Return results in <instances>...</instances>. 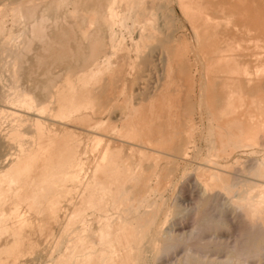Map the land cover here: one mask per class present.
<instances>
[{
	"label": "bare ground",
	"instance_id": "bare-ground-1",
	"mask_svg": "<svg viewBox=\"0 0 264 264\" xmlns=\"http://www.w3.org/2000/svg\"><path fill=\"white\" fill-rule=\"evenodd\" d=\"M212 1L0 0V62L10 60L0 84V114L10 116L0 125V264H25L48 238L43 264H144L137 212L194 149L195 116L207 114L208 156L223 167L260 144L262 84L242 70L258 36L241 12ZM37 44L39 79L24 67ZM241 170L256 181L242 179L234 203L254 236L227 264L264 254V155ZM209 172L196 173L202 196L230 192L234 177ZM163 243L166 254L181 244Z\"/></svg>",
	"mask_w": 264,
	"mask_h": 264
},
{
	"label": "rangeland",
	"instance_id": "rangeland-1",
	"mask_svg": "<svg viewBox=\"0 0 264 264\" xmlns=\"http://www.w3.org/2000/svg\"><path fill=\"white\" fill-rule=\"evenodd\" d=\"M215 2H219L220 4H223L224 7L226 6V8L229 10V12H231L232 9H233L232 13L241 12L240 15L242 14V16H240V19H238L239 24L240 23L246 24V26H247L248 22H249L248 26L250 27V25H251V29H253L256 36H258L256 39L257 41L255 42L256 44L253 45L251 42L250 44L246 45V46H249L251 48H247V51L246 50L245 51L248 53L251 51H254L255 55L254 56L252 55L250 57L249 56L245 57V61H248V63L246 64V66L242 70L243 71L249 70L252 73H254L253 77L256 80H259L261 82L260 84H262V88L264 90V87H263L264 86V0H233V1L232 0H213L212 1V3H215ZM245 8H246V10H244ZM242 10H244V11L242 12ZM245 14H247V15H245ZM177 15L181 19V16H180L178 11H177ZM237 16H238V14H237ZM245 17L247 18V21H246ZM10 23L11 22H9V20L6 21V26L7 27L13 26V29L15 28V30L19 29L20 26L15 25L16 26L15 27L14 24L10 25ZM38 49L40 50V44H37L36 46L34 45L33 51H32L33 53L30 52L31 54H28L27 59H29V60H25L26 64L24 63V67H26V65H28V67H26V68L30 70L31 76L33 78H37V79L41 78V74H40L41 69L35 67V64H34L35 56L37 55V53H39ZM33 55H34V58L32 57ZM254 58L256 59V63H254ZM8 61H10V60L7 58V59L2 60V62H0V78H1L0 84H1V82H3V84H1L3 86H5V83L6 84L8 83V81H6V80H9V78H8L9 72H7V71L9 70L8 68H10V66L8 65L9 67H7V64H6ZM10 65H11V62H10ZM33 69H34V71H33ZM252 69H254V70H252ZM1 76L4 79H2ZM197 77H198V75H197ZM196 82H197V80L194 83V90H193L194 94L198 93L197 89L199 87V81L197 82L198 85L196 84ZM21 83H22V85L26 86V82L24 79H21ZM1 85H0V88L3 87ZM262 88L258 89V91L260 92V98H262L261 100L263 102L264 91L262 90ZM197 95H195L198 98V99L197 98L196 99L200 100V96H197ZM263 107H264V102L262 103L261 108L263 109ZM0 108H3V107H0ZM198 108H200V107H198ZM2 115H3V117H2ZM206 115L207 114L205 112H203L202 114L195 116L197 129H196L195 143L194 144H195V147H197V148L199 147L198 151H197V148L194 147V149H192L188 153V155L186 156L187 158H185L183 161L181 159L177 160L178 163L177 162H175V163H176V165L178 164L177 165L178 168L176 169V172L172 174V178H171L172 181L166 187H162L163 189L149 192V195L146 198L147 201L143 202L142 203L143 205H141L139 207V210L137 212L139 215V216L137 215L138 216L137 219H138V222L140 223V226L138 227V231H139V233L141 232L140 233L141 238L143 236H145L146 234L148 235V236L146 235V238L145 237L143 239L140 238L141 239L140 243L142 244L143 252L145 255V263L144 264H155V263L156 264H186V259H184V258L187 255L188 256L189 255L197 256V257H200V259H203L205 261L206 260H209V261L212 260L214 262L213 264H215V263L216 264H227V262L230 261V259L233 257V255H235V252H236V254L238 253L237 252L238 249L240 251V250H242L243 247H245V244L246 245L248 244V242L245 243L244 241H246V240L248 241V239L250 240V238H252V236H254V235L251 236V234H254V231L249 229L248 224H246L245 220L242 219L243 217H242V215H240L241 214L240 209L234 203V199L237 200L238 199L237 196H240V194L242 193L244 188L247 187L246 182H242V181H244L242 179L249 180L250 182L256 181V179H254L253 175L248 176V174H245L244 171L241 170V168L244 165L249 164V162L251 160L253 162L254 158L260 159L264 155V127H262V125H261V128H260L261 130L259 129L260 130V132H259L260 138L258 137V139H259L260 144H257L256 145L257 147L256 146L254 147L256 150L255 149L251 150L250 147H245L243 149L241 147L238 151L240 153L235 152L232 156H230L226 160V162H227V163H225L226 166L223 167L222 164H223L224 159L222 157L220 158L219 156L218 157L208 156V152H207L208 146H207V143L205 141L207 138V133H206L207 132V126H208V123L210 120H208V117H206ZM0 117H1L0 118V125L3 126V128H5L8 124L10 116L6 115V113L3 112L2 114H0ZM202 120H203V122H202ZM3 123L4 124L6 123V124L4 125ZM205 133H206V135H205ZM203 134H204V136H206V138L203 136ZM194 152H196V153H194ZM89 156H90V154H89ZM237 159H238V161H237ZM211 161L214 162L215 164L214 163L212 164ZM91 165H92V159L88 163V166H91ZM172 165L177 167L176 165H174V163ZM203 165L206 167H203ZM208 165H210V166L208 167ZM215 165L219 166V167L221 165L220 169H219V167H216ZM213 166H215L216 168ZM197 167H203L205 169V170H201V168L198 169L201 171L204 178H208V175L210 173L209 171H216V172H223L224 171L225 174H227L231 177H234V179L232 178L233 179L232 182L233 181L234 182H233V186L230 188V192H229V190L221 189V191H220V189L219 190L215 189V190H210L211 193L209 191V193L207 195L208 197L206 195H204L205 197L202 196V194L199 193L200 192V186L198 183L199 178L196 177V173L198 171ZM224 168H225V170H224ZM214 169H216V170H214ZM240 171L243 173H241ZM234 172H235V174H234ZM251 176H252L253 180H251L252 179ZM219 191H220V193H219ZM217 192H218V194H216ZM215 196H217V197H215ZM204 198H206L205 200L207 203L204 201ZM208 200H209V202H208ZM197 203H199V204H197ZM203 203H206V205ZM215 205H216V207H215ZM195 210H196V212H195ZM109 212H112V211L109 210ZM200 213H202V214H200ZM140 215H141V217H140ZM171 216H173V217H171ZM202 217H204V218L207 217L208 218V219L206 218L207 222L212 221L211 222L212 225H211V223H210V225L208 224V227L210 229L206 228L205 226H200V225H202V222L204 221ZM139 218H140V220H139ZM150 219H152V221L149 222V223H151V225L149 223H147L148 221H150ZM201 220H203V221H201ZM140 221H142V222H140ZM214 224H217V225H214ZM145 225H147V226H145ZM211 226H212V228H211ZM144 227H145V229H144ZM181 231L183 232L184 235L187 234L186 236L188 237V239L185 238L186 236H184ZM202 232L204 235H202ZM196 233H198V234H196ZM178 235L179 236L183 235L182 236L183 239H182V237H180L181 239H179ZM188 235H190V237ZM248 235H249V237H248ZM168 236H171V238L177 239L178 242H180L181 244L176 245L172 251H170L168 254H166V253H164V250H163V248H164L163 242L167 241ZM165 237L167 238L166 241L164 240ZM184 239H186V240L184 241ZM151 240L152 241L155 240V241L152 242ZM148 241H150V242H148ZM44 242H45V244H44ZM51 242H52V238H48V239H46V241H42L41 242L42 244L39 245V247H38L37 253L38 252L39 253L37 255L33 253L32 255L23 256L24 259L26 257L25 264H40V263L43 264L45 259H46V258H44L46 256L45 254L51 253L47 249V247L49 249H52V246H49V245H53V242L52 243ZM189 244H191V245H189ZM43 245H45V246H43ZM187 245H188V247H187ZM195 246H197V247H195ZM46 249L49 253L46 252ZM160 249H162V250H160ZM51 251H53V250H51ZM40 253H42V255ZM262 256H263V258L261 257L260 258L261 260L258 261L257 263L254 261L255 264H264V254ZM24 259L22 258L21 262H24ZM184 260H185V263H184ZM40 261H42V262H40ZM231 261H234V260H231ZM251 261H253V260L249 259L248 261H246L245 264H248V263L252 264ZM26 262H28V263H26ZM29 262H31V263H29ZM235 262H233V263H235Z\"/></svg>",
	"mask_w": 264,
	"mask_h": 264
}]
</instances>
